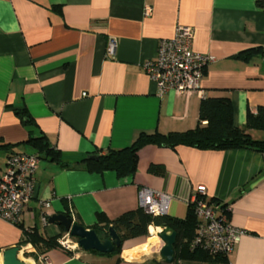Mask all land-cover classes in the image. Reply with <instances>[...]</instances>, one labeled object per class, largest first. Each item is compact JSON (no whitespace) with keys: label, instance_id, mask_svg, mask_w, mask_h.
<instances>
[{"label":"crops","instance_id":"crops-1","mask_svg":"<svg viewBox=\"0 0 264 264\" xmlns=\"http://www.w3.org/2000/svg\"><path fill=\"white\" fill-rule=\"evenodd\" d=\"M177 26L191 27L192 49L213 60L200 89L159 92L142 62ZM110 38L114 56L106 53ZM254 48H264V9L256 0H0V145H9L0 147V171L10 152L36 154L26 142L30 136L44 135L70 163L39 157L35 196L21 226L0 218V264L4 250L22 246V228L35 227L44 237L67 232L50 223V215L72 213L90 229L99 212L114 219L138 208V190L146 187L169 195L167 214L183 218L199 186L206 198L226 203L229 223L245 231L229 263L264 264V152L146 144L126 177L73 164L128 147L142 132L193 128L206 97H228L233 122L242 127L247 114L264 105V55L242 56ZM21 108L31 125L20 119ZM249 133L264 138L262 131ZM147 239H123L113 255L69 251L58 243L44 255L49 264H164L163 243L148 251ZM134 248L141 251L136 257L123 255ZM22 255L25 264H43L36 252Z\"/></svg>","mask_w":264,"mask_h":264},{"label":"trees","instance_id":"trees-1","mask_svg":"<svg viewBox=\"0 0 264 264\" xmlns=\"http://www.w3.org/2000/svg\"><path fill=\"white\" fill-rule=\"evenodd\" d=\"M256 4L264 9V0H256ZM54 9L58 12L60 11L59 6H54ZM254 54L264 55V48L244 51L242 56L246 58ZM17 113L24 124L31 125L33 123L25 108L17 110ZM249 130L264 132V105L259 106L255 113H248L244 125L240 127L233 122L232 105L228 97H206L199 103L198 119L193 128L185 131H169L167 133L157 131L152 133L142 132L128 147L110 148L104 152L97 151L95 153L98 157L97 159L87 158L86 155L73 162V164H81L89 172L101 173L110 170L114 171L118 177H126L134 174L137 166L138 151L146 144L169 148H175L178 145L200 149L248 148L264 152V138H253ZM26 142L34 149L38 157L57 162L63 167L70 164L62 158L61 152L52 146L44 135L30 136ZM8 146L6 144L0 145L2 148H8ZM210 200L220 202L214 198H210ZM221 207L228 214V205L221 203ZM75 223H77L76 217ZM197 224L195 203L190 202L183 218L172 217L168 214L153 216L138 207L134 210L126 211L114 219H109L104 213L99 212L92 228L101 233L111 226L123 240L138 236L145 237L148 234L147 228L149 225L163 226L164 230L176 232L173 260L170 263L164 262V264H230L226 253L220 251L211 252L194 242ZM19 225L21 226V224ZM58 237H44L35 227L22 228L20 243L22 245L29 243L34 247L37 254L44 255L48 248L57 245ZM73 238L77 240L76 237ZM121 246L108 254L99 253L95 250L90 251L102 255H113L121 252ZM117 262H120L119 258H117Z\"/></svg>","mask_w":264,"mask_h":264},{"label":"built area","instance_id":"built-area-1","mask_svg":"<svg viewBox=\"0 0 264 264\" xmlns=\"http://www.w3.org/2000/svg\"><path fill=\"white\" fill-rule=\"evenodd\" d=\"M150 7H145V14ZM193 30L189 26H177L169 38L159 39L156 55L142 62V69L155 83L159 92L175 90L178 92L200 89L204 67L213 60V56L192 49ZM116 41L110 38L107 43V55L114 56ZM39 157L28 152H10L0 171V218L12 224L22 223V213L35 194V171ZM170 196L146 187L138 190V204L146 213L153 216L166 215ZM190 202L195 203L198 224L194 242L211 252L220 251L229 255L244 230L231 225L220 202L205 196L203 186L197 188ZM47 206L48 203H43ZM69 217L75 222V216ZM45 220V217H43ZM150 226H148L149 228ZM160 232V231H158ZM57 240L58 245L69 251L78 249V243L64 232ZM24 253L35 252L29 243L20 246ZM43 264H49L46 255H39Z\"/></svg>","mask_w":264,"mask_h":264},{"label":"water","instance_id":"water-1","mask_svg":"<svg viewBox=\"0 0 264 264\" xmlns=\"http://www.w3.org/2000/svg\"><path fill=\"white\" fill-rule=\"evenodd\" d=\"M87 158L97 159L96 154L87 155ZM50 223L62 226L73 237L77 238L78 246L84 251L95 250L99 253L108 254L115 248L121 246V237L109 226L101 233L94 228L86 229L83 225L72 222V219L65 214H53L48 217ZM159 237L163 242L160 248V256L165 263H170L174 257L175 231L162 230ZM23 251L19 246L8 248L2 253V264H25L21 258Z\"/></svg>","mask_w":264,"mask_h":264},{"label":"bare ground","instance_id":"bare-ground-1","mask_svg":"<svg viewBox=\"0 0 264 264\" xmlns=\"http://www.w3.org/2000/svg\"><path fill=\"white\" fill-rule=\"evenodd\" d=\"M161 229V227H153L150 226L148 228V232H149V236L147 239V243L145 245V248L150 251V249H152L158 242V234L157 232ZM83 250V249H82ZM136 251L135 248L131 249V250H124L123 251V255L126 256L127 258H134L136 257ZM47 254V253H46ZM140 255V254H139ZM138 256V255H137ZM26 259V258H25ZM28 262V264H30L29 260H26ZM1 263V262H0Z\"/></svg>","mask_w":264,"mask_h":264},{"label":"rangeland","instance_id":"rangeland-1","mask_svg":"<svg viewBox=\"0 0 264 264\" xmlns=\"http://www.w3.org/2000/svg\"><path fill=\"white\" fill-rule=\"evenodd\" d=\"M150 226V225H149ZM153 226V225H152ZM147 231H148V228H147ZM63 234V233H62ZM60 235L59 237H58V239H60V237H62L63 235ZM157 234H158V242H157V244L153 247L154 249H157L158 247H159V245H161L163 242H162V240L160 239V237H159V232H157ZM149 236V232H148V234L144 237V240H146V238ZM57 239V240H58ZM72 240H75V239H72ZM152 248V249H153ZM74 251H77V249L75 248L74 249ZM138 252V251H137ZM141 251H139L138 253H140ZM24 254H26V253H24ZM22 257H26L25 255H22ZM24 261V260H23Z\"/></svg>","mask_w":264,"mask_h":264}]
</instances>
